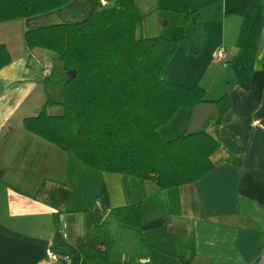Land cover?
Segmentation results:
<instances>
[{
  "label": "crops",
  "instance_id": "0c3cea01",
  "mask_svg": "<svg viewBox=\"0 0 264 264\" xmlns=\"http://www.w3.org/2000/svg\"><path fill=\"white\" fill-rule=\"evenodd\" d=\"M137 2L146 14L142 27L151 23L152 30L141 27L139 33L184 38L168 75L185 85L200 84L211 100L231 97L223 121L206 123L219 142L211 155L214 168L195 182L161 189L133 174L94 169L26 129L25 117L37 115L50 99L62 101L71 73L53 51L29 48L25 32L81 21L100 0H72L0 22V42L12 56L0 69V264H70L50 259L48 250L86 242L114 207L136 203L142 205L141 230L153 246L149 252L141 248L140 264H253L263 254L264 0ZM173 9L201 10L203 19L183 26ZM190 27L205 30L197 35L202 44L196 54L182 53L188 37L181 34ZM220 48L230 63L211 72L221 61L215 59ZM190 124L191 110L181 108L159 131L172 139ZM112 249V260L121 262Z\"/></svg>",
  "mask_w": 264,
  "mask_h": 264
},
{
  "label": "trees",
  "instance_id": "16d2710c",
  "mask_svg": "<svg viewBox=\"0 0 264 264\" xmlns=\"http://www.w3.org/2000/svg\"><path fill=\"white\" fill-rule=\"evenodd\" d=\"M71 1L0 0V22L43 14ZM173 14L183 26L203 19L201 10L173 9ZM145 18L137 0H110L81 21L27 30L29 48L53 51L71 75L64 83L62 101L50 99L37 115L25 117L24 124L94 169L133 174L166 189L195 182L211 171V155L219 142L207 132V121L201 129H186L172 139L165 138L160 127L181 108L191 110L192 120L195 106L202 102L215 105L210 120L221 123L231 97L226 93L211 100L200 84L172 79L167 67L184 38L139 33ZM11 61L10 51L0 42V69ZM56 103L64 111L49 113L48 106ZM141 207V203L114 207L86 242L61 243L64 249L54 251L68 259L61 258L60 263L130 264L113 261L110 252L124 231L136 237L144 252L152 250L141 230Z\"/></svg>",
  "mask_w": 264,
  "mask_h": 264
},
{
  "label": "rangeland",
  "instance_id": "374dc122",
  "mask_svg": "<svg viewBox=\"0 0 264 264\" xmlns=\"http://www.w3.org/2000/svg\"><path fill=\"white\" fill-rule=\"evenodd\" d=\"M150 24H148V27H146V25H145V27H142V29L145 28V32H147V31L152 32ZM186 30H187V32L185 31V32H183V34H181V36L185 35L186 37H188L185 41L186 47L182 48V53H184L183 51H185V50L189 51L190 49H192V51L196 54L198 47L201 46V44H202L199 41V39H197V35L203 34L202 32L205 30H202V32H200L201 34L199 33L198 29L196 31H192L191 27L186 28ZM193 48L196 50H194ZM225 62L230 63L229 61H226L223 59V60L219 61V63H217V67H213V69H215V70H211V72H217L219 70L218 66H221L223 69H225L226 68ZM221 76H223L222 71H220V74H219V77H221ZM53 77L54 76H52L51 78L53 79ZM220 87H221V85H220ZM47 110L49 111V113L60 114L64 111V108L61 104H58L53 108H51V107H49V109L47 108ZM55 111H58V112H55ZM173 120H174V118L172 119L171 122H173ZM169 124H166L163 126H169ZM183 132H181V133H183ZM179 135H181V134H179ZM178 136H176V137H178ZM123 234H125V235H123ZM119 235L120 236L123 235V237L119 238L118 237ZM117 240L119 242L114 244L113 249H112L114 259L119 260L121 262H128L130 264L137 263L139 260V255H140V251H141L142 246L138 243L136 237L132 233H130L128 231H124V232L117 235ZM142 250H143V248H142Z\"/></svg>",
  "mask_w": 264,
  "mask_h": 264
},
{
  "label": "water",
  "instance_id": "95a60500",
  "mask_svg": "<svg viewBox=\"0 0 264 264\" xmlns=\"http://www.w3.org/2000/svg\"><path fill=\"white\" fill-rule=\"evenodd\" d=\"M216 114L215 105L211 102H202L195 106L193 117L188 131H195L201 129L203 124Z\"/></svg>",
  "mask_w": 264,
  "mask_h": 264
},
{
  "label": "built area",
  "instance_id": "2783aa9c",
  "mask_svg": "<svg viewBox=\"0 0 264 264\" xmlns=\"http://www.w3.org/2000/svg\"><path fill=\"white\" fill-rule=\"evenodd\" d=\"M100 4L102 5H107L109 4V0H100ZM225 49L220 48L216 53H215V59L217 60H223L225 58ZM51 73V69L49 66L45 67V74L49 75ZM48 256L50 259L54 261L60 262L61 258H66L68 259V256H64L62 254L57 253L54 250H48ZM264 257V252L263 254L253 263V264H262V259Z\"/></svg>",
  "mask_w": 264,
  "mask_h": 264
}]
</instances>
